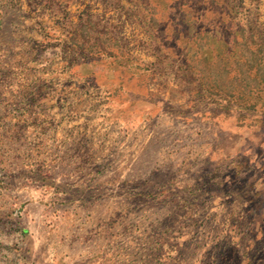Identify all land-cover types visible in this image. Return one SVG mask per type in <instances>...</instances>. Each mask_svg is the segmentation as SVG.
<instances>
[{
    "label": "rangeland",
    "instance_id": "1",
    "mask_svg": "<svg viewBox=\"0 0 264 264\" xmlns=\"http://www.w3.org/2000/svg\"><path fill=\"white\" fill-rule=\"evenodd\" d=\"M240 208L264 264V0H0V264Z\"/></svg>",
    "mask_w": 264,
    "mask_h": 264
},
{
    "label": "crops",
    "instance_id": "2",
    "mask_svg": "<svg viewBox=\"0 0 264 264\" xmlns=\"http://www.w3.org/2000/svg\"><path fill=\"white\" fill-rule=\"evenodd\" d=\"M170 213L178 217L175 224L171 222L169 226L160 217L153 226L151 240L138 246L152 250H144L145 256L147 253L153 254L150 255L151 264H258L259 257L253 253L257 241L248 239L243 242L238 220L230 219L241 216V208L202 211L171 209ZM186 213H189L187 218ZM95 237L93 234L61 232L57 247L47 243L44 245L43 242L44 262L57 257L65 264H84L97 257L93 264H116L114 250L107 245L92 244ZM166 245H170L168 252H160ZM122 256L121 261L127 259L124 254ZM142 258L145 259L144 256ZM126 263L130 264L129 260Z\"/></svg>",
    "mask_w": 264,
    "mask_h": 264
},
{
    "label": "trees",
    "instance_id": "3",
    "mask_svg": "<svg viewBox=\"0 0 264 264\" xmlns=\"http://www.w3.org/2000/svg\"><path fill=\"white\" fill-rule=\"evenodd\" d=\"M203 83H204V81L202 80V78H200V79H199V85H200V86L202 85V87H204V86H203Z\"/></svg>",
    "mask_w": 264,
    "mask_h": 264
}]
</instances>
